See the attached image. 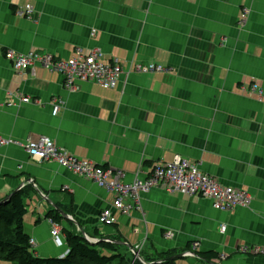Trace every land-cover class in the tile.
Returning <instances> with one entry per match:
<instances>
[{
	"label": "crops",
	"instance_id": "crops-1",
	"mask_svg": "<svg viewBox=\"0 0 264 264\" xmlns=\"http://www.w3.org/2000/svg\"><path fill=\"white\" fill-rule=\"evenodd\" d=\"M28 6L31 16L22 14ZM95 47L123 65L114 88L68 89L60 73L43 65L19 72L6 58L15 50L66 60ZM137 62L166 70L140 73ZM253 82L264 86V0H0L2 137L49 136L81 159L121 169L125 182L190 158L252 196L248 207L221 211L203 196L153 190L142 195L143 211L123 214L113 192L10 144L0 146V203L29 190L25 230L45 258L67 255L70 230L92 243L116 242L129 258L131 247L143 246L150 258L184 251L177 264H264V254L242 251L264 247V103L244 92ZM105 209L112 224L99 222ZM210 250L221 259L195 254Z\"/></svg>",
	"mask_w": 264,
	"mask_h": 264
},
{
	"label": "built area",
	"instance_id": "built-area-1",
	"mask_svg": "<svg viewBox=\"0 0 264 264\" xmlns=\"http://www.w3.org/2000/svg\"><path fill=\"white\" fill-rule=\"evenodd\" d=\"M33 7L28 6L23 15L31 16ZM95 35L93 31L92 36ZM104 51L100 47L84 52L83 48L76 51L69 59H55L51 54H41L35 51L27 53L9 50L6 58L13 64L16 71H26L37 65H43L50 71L60 73L64 78V85L68 89L77 90L82 83L93 82L107 88H114L125 73L119 59L110 62L105 61ZM134 71L140 73L160 72L166 70L164 66L156 63H140L134 66ZM244 92L254 94L264 103V86L253 82L244 87ZM24 102H29V97H23ZM59 104H54L53 113L59 111ZM15 144L23 147L27 153L36 160L53 161L60 166L71 170L73 173L93 181L115 195L113 207L123 214H129L131 210L143 211L142 195L153 190H165L171 193H181L189 196H203L210 199L215 209L231 211L236 207H248L251 204V194L233 185H224L220 181L203 171L200 163L190 158H181L175 162L158 165L150 170L144 178L140 174L134 181H123V171L113 167H105L94 161L81 159L60 146L57 141L49 136H42L37 140L4 138L0 135V146ZM67 188V187H66ZM111 209H105L99 215V222L112 224L115 221ZM53 224V236L58 239L61 225L51 219ZM221 230H226L222 225ZM175 233L168 232L167 237L173 238ZM32 247L35 241H30ZM200 243L194 242V247L199 248ZM137 248L140 253L141 249ZM245 253L264 254V247H245ZM68 254V253H67ZM188 254L193 255L192 252ZM137 259V256L135 257Z\"/></svg>",
	"mask_w": 264,
	"mask_h": 264
},
{
	"label": "trees",
	"instance_id": "trees-1",
	"mask_svg": "<svg viewBox=\"0 0 264 264\" xmlns=\"http://www.w3.org/2000/svg\"><path fill=\"white\" fill-rule=\"evenodd\" d=\"M28 197L29 190L23 188L14 192L7 201L0 203V258L3 260L17 264H177L176 260L170 258L184 252L168 251L162 258H150L141 252L142 259L129 258L120 251L116 242L92 243L84 235L67 230L69 251L66 256H38L30 243L31 236L25 230ZM48 216L55 221L60 220L57 212H50ZM186 249H192L191 243ZM195 254L209 262L221 259V255L214 250L196 251Z\"/></svg>",
	"mask_w": 264,
	"mask_h": 264
},
{
	"label": "water",
	"instance_id": "water-1",
	"mask_svg": "<svg viewBox=\"0 0 264 264\" xmlns=\"http://www.w3.org/2000/svg\"><path fill=\"white\" fill-rule=\"evenodd\" d=\"M16 191H17V190H16ZM16 191H15V192H16ZM10 197H11V196H10ZM10 197H9V198H10ZM9 198H7L5 201H7ZM62 213H63V212H62ZM64 214H65L66 217H68L66 213H64ZM90 242H91V241H90ZM131 249L133 250V253L137 256V258L142 259V256H141V254L138 252L137 249L132 248V247H131ZM185 254H186V253H181V254H179V255H177V256H173V257L170 258V260L181 259L183 256H185Z\"/></svg>",
	"mask_w": 264,
	"mask_h": 264
},
{
	"label": "rangeland",
	"instance_id": "rangeland-1",
	"mask_svg": "<svg viewBox=\"0 0 264 264\" xmlns=\"http://www.w3.org/2000/svg\"><path fill=\"white\" fill-rule=\"evenodd\" d=\"M0 264H17V262L3 260V259L0 258Z\"/></svg>",
	"mask_w": 264,
	"mask_h": 264
}]
</instances>
